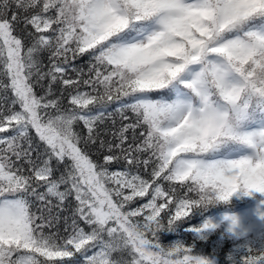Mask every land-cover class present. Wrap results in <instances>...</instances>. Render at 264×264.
<instances>
[{"label":"snow or ice","instance_id":"obj_1","mask_svg":"<svg viewBox=\"0 0 264 264\" xmlns=\"http://www.w3.org/2000/svg\"><path fill=\"white\" fill-rule=\"evenodd\" d=\"M221 252L264 264V0H0V264Z\"/></svg>","mask_w":264,"mask_h":264},{"label":"trees","instance_id":"obj_2","mask_svg":"<svg viewBox=\"0 0 264 264\" xmlns=\"http://www.w3.org/2000/svg\"><path fill=\"white\" fill-rule=\"evenodd\" d=\"M111 110L112 109L110 108L109 111H111ZM113 119H115V125H113ZM120 124H121V120H120V117L118 115H116L115 117H108L105 119L104 123L101 125V130L107 132L108 138L111 139V132L118 129L120 127ZM77 130L79 131L80 129H77ZM129 135H131V134H129ZM238 203H242V202H238ZM33 210L35 211V209H33ZM71 210H72V205H69L68 209L63 213V215L70 216ZM177 238H179V237H177L175 234H165V236L163 237V242L165 244H167V243H169L172 240L177 239ZM210 250L211 249L209 248V251ZM225 257H226V253L221 252L219 255V259L221 260V264H227Z\"/></svg>","mask_w":264,"mask_h":264}]
</instances>
